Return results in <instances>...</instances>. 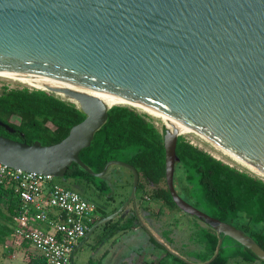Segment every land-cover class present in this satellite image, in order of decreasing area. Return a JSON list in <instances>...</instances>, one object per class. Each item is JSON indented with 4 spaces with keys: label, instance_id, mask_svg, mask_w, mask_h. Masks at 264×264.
Listing matches in <instances>:
<instances>
[{
    "label": "water",
    "instance_id": "water-1",
    "mask_svg": "<svg viewBox=\"0 0 264 264\" xmlns=\"http://www.w3.org/2000/svg\"><path fill=\"white\" fill-rule=\"evenodd\" d=\"M16 75L67 81L124 101L110 104L82 90L46 85L43 90L75 103L85 118L49 145L0 135V163L23 171L63 178L77 163L96 177L111 165L132 172L128 198L88 229L71 264L95 229L131 202L148 230L136 208V168L112 160L95 173L79 158L117 104L167 117L166 186L181 211L217 232L215 256L227 236L264 260V249L252 237L176 190V145L183 132L173 123L264 175V0H0V78Z\"/></svg>",
    "mask_w": 264,
    "mask_h": 264
},
{
    "label": "trees",
    "instance_id": "trees-1",
    "mask_svg": "<svg viewBox=\"0 0 264 264\" xmlns=\"http://www.w3.org/2000/svg\"><path fill=\"white\" fill-rule=\"evenodd\" d=\"M84 118L85 114L75 103L43 89L4 86L0 91V121L14 129L10 132L0 125V135L17 141L28 144L39 141L43 145L59 142ZM176 155L178 161L175 164L174 181L177 186L178 182L180 183L178 193L208 215L243 230L264 249V179L217 159L183 135L178 136ZM79 158L95 173L101 172L112 160L134 166L139 174L137 192L140 191V198L148 195L150 200L178 208L166 186L162 130L156 127L148 114L129 105L111 106L108 109L107 121L95 132L91 145L80 151ZM120 168L126 169L129 174L126 175ZM112 177L113 183L110 181ZM62 179L70 183L68 188H80L82 194L75 191L87 200L98 204V198H102L106 203L105 206L99 205L101 214L90 224L91 227L99 219L116 211L127 199L133 174L126 167L111 165L103 177H96L77 163H72ZM116 182L121 184L124 191L128 188L129 192L127 195L121 192L123 198L120 203L107 210L106 205L114 202L118 196L113 190ZM20 210L21 201L17 193L13 188L0 184L1 244L8 242L13 235V216L19 214ZM121 214L101 225L106 235L124 233L127 229L139 226L133 208L127 217L123 218ZM157 214L158 216L156 213L154 216L158 218L159 225L154 228H159L165 243L176 249L171 230L173 226L170 223L167 229L161 228L160 209ZM193 217L197 234H194V241L189 240L200 248L185 251L181 248L187 259L172 253L150 236L146 243L150 246L149 260L144 261L139 256L136 264H203L210 261L215 256L219 236L213 228ZM228 241L235 244V248L228 245ZM20 244L26 247L30 245L26 240ZM244 251L248 255H245ZM232 256L259 259L237 241L224 236L218 254L208 264H228ZM44 262L41 254H29V264ZM262 262L264 263V260Z\"/></svg>",
    "mask_w": 264,
    "mask_h": 264
},
{
    "label": "built area",
    "instance_id": "built-area-1",
    "mask_svg": "<svg viewBox=\"0 0 264 264\" xmlns=\"http://www.w3.org/2000/svg\"><path fill=\"white\" fill-rule=\"evenodd\" d=\"M0 184L13 188L21 201L13 216V241L26 240L44 264H71V254L98 218V205L55 177L0 163Z\"/></svg>",
    "mask_w": 264,
    "mask_h": 264
},
{
    "label": "rangeland",
    "instance_id": "rangeland-1",
    "mask_svg": "<svg viewBox=\"0 0 264 264\" xmlns=\"http://www.w3.org/2000/svg\"><path fill=\"white\" fill-rule=\"evenodd\" d=\"M4 86H7V87H29V88L40 89L38 87L30 86L29 84L23 83V82L18 81V80H14V79H11L8 77H1L0 78V91L2 90V88ZM57 96L64 98L63 96H60V95H57ZM124 105H128V104H124ZM129 106L136 108L140 112L148 114L152 118L156 127L159 130H162V127L166 122L161 117H157L150 112L148 113V111H146L140 107H136V106H132V105H129ZM181 135H183L188 141H190L191 143H193L194 145H196L200 149L210 153L211 155H213L217 159H220L223 162H225V163H227V164H229V165H231V166H233L239 170L246 171L253 176L260 177V178L264 179V177L253 172L247 166L235 161L229 155L225 154L221 149H219L218 147L213 145L211 142L209 143L208 140L199 136L198 134L191 132V131H186L185 133H182ZM120 169L122 172L126 173V175H127V173L129 174V172L126 169H123V168H120ZM55 181L65 185L67 187H69V184H70L68 181H65L62 178H58V177H55ZM110 181L112 183L114 182L113 177L111 178ZM174 183H175L176 190L179 192L180 183L178 182V186L176 185L175 181H174ZM75 190L79 191L82 194V191L80 188L77 187V188H75ZM113 190H114V193L115 194L117 193L118 196L115 197L114 202H111V203H109V205H106L105 208H107V210H109L112 206L118 205L120 203V200L123 198V197H121L122 193L125 192V194L127 195V193L129 192L128 188H126V191H124L121 184H117V182L115 183V188ZM128 196H129V193H128ZM128 196H127V198H128ZM139 200H140V191L137 192L136 208H137L138 215H139L141 221L148 228V230L147 231H145L146 229L144 230L145 227L141 224V222H139V226H138L139 230H142L145 233V235H150L157 242H159V240L155 237V235H154V233L150 227V224L147 221H145V218L143 217V215L140 212L141 210H139L140 209L139 208L140 207L139 206ZM103 202L104 201L102 198H98L97 203H98V207H99V210H98L99 215L101 214L100 213V206L102 204H103V206H105L104 204H106L105 202L104 203ZM144 205L146 207H148V206L154 207L155 201L149 199V202L147 201L146 203H144ZM160 205L161 204H158L159 209H160L161 228L167 229L169 224L171 223V225L173 226L171 230H172L173 236L175 238V240H174L175 245L179 246V242L182 241L183 239L185 240L186 238H187V241H188V239H192V241H194V239L196 238V237H194L195 236L194 234H197V232L195 230V219H194V217L187 214V213L181 212L178 208H175L172 206L168 207L164 204L162 206H160ZM132 208H133V211L135 212L134 204L131 202L125 208V210L121 214V216L123 218H125V217H127L128 214L130 215V213L132 212ZM176 225L178 227H176ZM126 232H130V229H127ZM119 233L118 232L115 233L116 236H119ZM127 234H129V233H127ZM131 234L132 233L130 232L129 235H131ZM116 236L115 235L111 236L110 234L106 235L104 228L99 226L90 235V237L87 239V241L81 247H79L77 249V253L74 257L73 264H106L107 261L102 260L101 256L104 253V251L108 250L109 248H112L113 244L115 243ZM132 241H133V243H132ZM132 241H128L129 249L126 252V257L129 255L130 256L133 255V258H132L133 262L134 261L136 262V259L139 256L144 261L149 260V257H150L149 247L150 246H149V244H146V242H145L146 239L143 242H139L137 237L133 236ZM192 243L193 242H190L191 246L189 248H191L193 250L200 248L197 244L194 243V245H193ZM166 245L167 246H164V247L165 248L167 247L172 253L175 254L176 249L173 246L168 245L167 242H166ZM228 245L234 246L235 244H232L231 241H228ZM178 246H176V247H178ZM234 248H235V246H234ZM139 253H140V255H139ZM244 254L248 255V253L246 251H244ZM249 257H251V256H249ZM251 258L253 260L244 259V258L239 257V256H232V257H230L228 264H264L262 262V260H260V259H255L253 257H251Z\"/></svg>",
    "mask_w": 264,
    "mask_h": 264
},
{
    "label": "crops",
    "instance_id": "crops-1",
    "mask_svg": "<svg viewBox=\"0 0 264 264\" xmlns=\"http://www.w3.org/2000/svg\"><path fill=\"white\" fill-rule=\"evenodd\" d=\"M147 201L149 202L148 195H143L140 198L139 200L140 209L139 210H141L140 212L145 218V221H147L150 224V227L155 237L160 242L163 243L162 244L163 246H167L165 243V240L162 238L161 233L159 232V228L158 230L154 228V227H158L159 225L158 218L155 217L154 214L156 213V215L158 216L157 214V212L159 211L158 204H161L160 206H162V203L160 201L155 200V206L154 207L148 206L149 207L148 208L144 205V203H146ZM148 211L151 213V215H149ZM130 232L132 233L131 235H129ZM130 232H124V233L118 232L119 236H116V234H114L116 236L115 243L113 244L112 248H109L108 250L104 251V253L101 256L102 260L107 261L106 264H136L135 261L133 262V259H132L133 255L132 256L129 255L126 257V252L129 249L128 241H132V237L136 236L139 242H143L146 239L145 242L147 243L150 238V235H145V233L142 230H139V227H135V226L130 230ZM38 253L31 245L26 247L25 245H22L20 243H15L13 241L12 236H10L8 242L4 244L0 243V264H29L28 263L29 254L38 255ZM76 253H77V250L74 253V257Z\"/></svg>",
    "mask_w": 264,
    "mask_h": 264
},
{
    "label": "bare ground",
    "instance_id": "bare-ground-1",
    "mask_svg": "<svg viewBox=\"0 0 264 264\" xmlns=\"http://www.w3.org/2000/svg\"><path fill=\"white\" fill-rule=\"evenodd\" d=\"M8 78L14 79V80H18L21 81L23 83L29 84L30 86H35L38 88H45L46 85H51V86H64V87H69L72 89H76V90H82L88 93H91L93 95H96L97 97H99L100 99H102L103 101L107 102V103H124L123 100L117 99L115 97L100 93V92H91L89 90H84L81 87L67 82V81H57V80H51V79H45V78H39V77H29V76H25V75H16V76H8ZM138 107V106H137ZM141 108V107H140ZM144 109V108H142ZM146 111H148V113H152L153 115L157 116V117H161L166 123L168 122L167 117L161 115L160 113H156L147 109H144ZM174 124L177 125V127L180 128V130H182L183 133H185L186 131H191L190 129H188L187 127H185L184 125H181L175 121H173ZM193 132V131H191ZM195 133V132H194ZM197 134V133H196ZM199 135V134H198ZM201 136V135H199ZM202 137V136H201ZM204 138V137H203ZM210 143V142H209ZM219 148V147H218ZM220 149V148H219ZM222 150V149H221ZM225 154L229 155L228 153H226L224 150H222ZM231 158H233L235 161L247 166L250 170H252L253 172L259 174L260 176L264 177V175H262L260 172H258L257 170H255L254 168L244 164L243 162L239 161L238 159L234 158L233 156L229 155Z\"/></svg>",
    "mask_w": 264,
    "mask_h": 264
},
{
    "label": "flooded vegetation",
    "instance_id": "flooded-vegetation-1",
    "mask_svg": "<svg viewBox=\"0 0 264 264\" xmlns=\"http://www.w3.org/2000/svg\"><path fill=\"white\" fill-rule=\"evenodd\" d=\"M98 205V204H97ZM98 210H99V207H98ZM190 240L188 239V241H187V238L184 240H182V241H180L179 242V246L178 245H176V246H178V247H176V252H175V254L177 255V256H179V257H181V258H184V259H187V256L183 253V251H181V248H183L184 249V251L185 250H193V249H191V248H189L191 245H190ZM193 244V243H192ZM194 245V244H193Z\"/></svg>",
    "mask_w": 264,
    "mask_h": 264
}]
</instances>
